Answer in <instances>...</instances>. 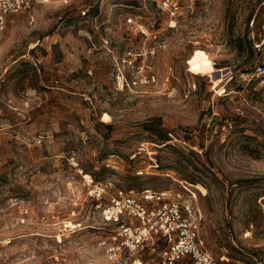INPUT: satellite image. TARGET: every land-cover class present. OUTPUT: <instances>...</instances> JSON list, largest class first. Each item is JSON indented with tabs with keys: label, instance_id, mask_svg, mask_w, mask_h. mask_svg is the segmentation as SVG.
Here are the masks:
<instances>
[{
	"label": "rangeland",
	"instance_id": "rangeland-1",
	"mask_svg": "<svg viewBox=\"0 0 264 264\" xmlns=\"http://www.w3.org/2000/svg\"><path fill=\"white\" fill-rule=\"evenodd\" d=\"M262 21L264 0H44L9 15L0 264H133L99 246L114 188L191 200L219 264H264ZM88 176L111 183L98 200ZM163 247L134 261L161 263Z\"/></svg>",
	"mask_w": 264,
	"mask_h": 264
},
{
	"label": "built area",
	"instance_id": "built-area-1",
	"mask_svg": "<svg viewBox=\"0 0 264 264\" xmlns=\"http://www.w3.org/2000/svg\"><path fill=\"white\" fill-rule=\"evenodd\" d=\"M44 0H0V31L11 14L28 10L33 3ZM126 24L132 18L125 19ZM140 31L141 28L139 27ZM264 30V21L259 25ZM105 43L106 40H103ZM135 54L124 50L119 62L122 66L133 68ZM264 73V58L256 64L250 77ZM89 197L95 200L105 193L104 188L111 183H93L91 178H83ZM139 195L130 190L114 188L98 210L102 229L107 232L99 240V246L112 259L123 262L134 261L135 254L153 241L164 243L161 263L151 264H219L207 251L199 235L200 214L191 200H177L165 191L143 189ZM76 204V200L73 201Z\"/></svg>",
	"mask_w": 264,
	"mask_h": 264
},
{
	"label": "trees",
	"instance_id": "trees-1",
	"mask_svg": "<svg viewBox=\"0 0 264 264\" xmlns=\"http://www.w3.org/2000/svg\"><path fill=\"white\" fill-rule=\"evenodd\" d=\"M141 190H143V189H141Z\"/></svg>",
	"mask_w": 264,
	"mask_h": 264
}]
</instances>
